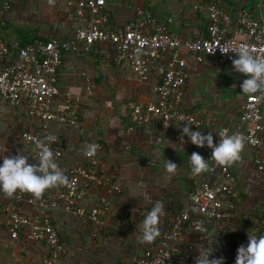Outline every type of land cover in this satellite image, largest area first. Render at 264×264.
<instances>
[{"label":"built area","instance_id":"2783aa9c","mask_svg":"<svg viewBox=\"0 0 264 264\" xmlns=\"http://www.w3.org/2000/svg\"><path fill=\"white\" fill-rule=\"evenodd\" d=\"M69 3L85 20L71 39H37L20 48L13 61L7 62L10 48L0 41V95L13 104L25 103L26 114L38 121L34 131L25 129L21 132L29 146V162L32 163L38 162L35 148L38 140H44L52 149L56 163L62 156L66 143L53 128L55 124L80 127L76 104L57 99L59 68L66 53L72 50H89L94 44L109 43L113 46L115 64L130 67L141 79L154 75L156 100L145 104L132 100L130 115L135 122L143 124L158 120L164 127L172 123L191 122L193 127L215 123L211 116L198 115L183 106L190 76L189 55L199 62L206 55L232 62L234 54H222L220 46L243 44L253 50V55L264 57V15L256 16L246 9L233 14L208 2L206 34L187 38L169 32L167 22L158 20L142 3L135 4L134 19L124 27L110 25L112 18L107 0H69ZM12 7L13 0H0V28L6 26ZM262 104L263 92L248 94L240 106V122L236 126L222 124L219 128L227 134L241 135L243 147H251L253 163L260 174H264ZM93 146L90 153L83 151L84 162L62 169L67 184L57 185L54 190L45 189L39 197L19 190L11 196L18 205L34 208L35 213L11 209L7 202L0 200V210L9 212L6 225L12 239L19 240L23 236L24 241L47 245L42 264H63L62 257L67 251L66 242L53 219V213L58 210L88 224L93 240L102 235L101 212L111 208V197L120 192V187L116 182V170L108 172L99 160L104 144L92 141L87 149ZM193 152L208 158L211 148L197 147ZM209 165L210 170L193 176L189 201L159 223L160 233L154 241L139 242L137 247L128 248L118 264H194L199 253L206 252L209 241L215 238L212 228L219 232L222 227L217 222L233 219L238 213L237 201L241 200L232 184L236 180L230 170L232 163L221 166L209 159ZM91 189L98 198L93 205H87L85 199ZM193 196L198 198L195 203ZM193 207L197 210L193 211ZM198 246L202 248L200 252L196 250ZM223 257V264H234L236 256Z\"/></svg>","mask_w":264,"mask_h":264},{"label":"crops","instance_id":"0c3cea01","mask_svg":"<svg viewBox=\"0 0 264 264\" xmlns=\"http://www.w3.org/2000/svg\"><path fill=\"white\" fill-rule=\"evenodd\" d=\"M55 1L58 9L64 7L59 6L62 0ZM45 2L47 0L30 3L41 6ZM208 2L233 14L246 9L256 16L264 15V0H107V9L112 18L110 25L124 27L134 19L135 4L142 3L158 20L167 22L169 32L199 38L207 32ZM26 19L58 23V28L53 26L45 30V36L56 29L58 34L64 33L72 23L69 14L62 11L57 15L52 13L50 20L45 17L40 20L35 14L26 16ZM188 64L190 76L183 106L188 111L211 116L215 120L213 125L201 126L199 130L202 134L212 132L216 142L219 126H232L241 113V103L248 94L240 91V84L246 77L233 70L232 62L218 56L206 55L199 62L189 55ZM154 84V75L141 79L130 67L115 64L113 46L109 43L94 44L89 50H72L64 56L58 72L57 99L78 104L81 120L77 128L62 124L53 126L66 143L57 166L62 170L82 157L88 137L101 139L105 143L102 154L104 166L114 167L120 187V192L111 197V208L102 213L104 226L97 241L89 238L84 222L61 210L53 213L55 224L68 247L64 262L70 257L71 264H118L125 247L140 244L136 225L157 201L163 208L159 223L189 201L191 181L196 173L191 171L188 155L198 146L192 144L186 135L181 144L182 124L172 123L168 127L159 121L141 124L130 115L132 100L140 104L156 100ZM262 106L264 114V92ZM25 109V103L13 104L0 95V157L10 156L14 148L22 151L25 147L19 137L20 132L37 128L38 121L27 115ZM200 148L210 149L207 146ZM245 156L246 150L242 148L239 159L232 162V168L241 179L240 189L244 190L252 179L260 184L264 182L263 174ZM166 159L177 164L174 172L164 169ZM97 198L96 192L88 193L85 203L93 205ZM241 205L246 206L245 200ZM19 207L28 214L35 213L34 208L27 205ZM262 227L264 225L256 216L240 208L236 218L226 223L224 236L213 248L210 258L236 256L238 247L247 244L249 235H264ZM8 241L9 245L1 249L4 252H0V264H42L45 253L39 242ZM196 250L200 252L202 248L198 246ZM87 257L91 258L86 260Z\"/></svg>","mask_w":264,"mask_h":264},{"label":"clouds","instance_id":"9594fccd","mask_svg":"<svg viewBox=\"0 0 264 264\" xmlns=\"http://www.w3.org/2000/svg\"><path fill=\"white\" fill-rule=\"evenodd\" d=\"M220 51L222 54H234L233 70L246 77L240 84V91L243 94L264 92V57L253 55V50L243 44L234 47L220 46ZM180 126H182L181 144L186 135L192 144L211 148L208 158L198 152L188 155L192 172L200 174L210 170L209 159L221 166L230 165L239 159L243 148V139L239 133L227 134L225 130H216L218 140L214 142L212 132L202 134L198 126H191V122L182 123ZM35 148L38 154L36 163L29 162V158L22 154V151L0 157V192L11 197L19 190L39 197L45 189L68 183L67 177L57 166L52 149L45 141H36ZM93 150L94 146L91 149H85V152L88 154ZM163 167L167 172L172 173L177 164L166 159ZM192 200L195 203L198 198L193 196ZM162 210V204L157 201L139 225H136V230L138 229L139 232L137 238L141 243H151L159 235V217ZM192 210L197 209L193 207ZM215 240L216 238H212L209 241L210 250L200 252L194 264H223L222 256L210 258ZM234 264H264V235L258 237L249 235L247 244L238 247Z\"/></svg>","mask_w":264,"mask_h":264},{"label":"trees","instance_id":"16d2710c","mask_svg":"<svg viewBox=\"0 0 264 264\" xmlns=\"http://www.w3.org/2000/svg\"><path fill=\"white\" fill-rule=\"evenodd\" d=\"M64 4L67 7H69L68 9H71L70 12L68 13L69 17L72 20L71 26L64 33L58 34L57 31H54L48 36L44 35V31L48 30L49 28H52L53 27L52 25H50L46 22L33 21V20H26V21L20 22V20L16 19L15 16L13 15L14 14V8L12 7L9 14H8L6 26L4 28L3 27L0 28V41H4L8 45V47L10 48L9 58L6 60V62L7 61H13V59L17 56L20 48L25 47L29 43H34L37 39L50 40V39L56 38V39L61 40V41L71 39L74 36L76 30L85 24V20H84V18H82L81 16L76 14V12L72 8V4L69 3V0H64ZM14 44H16V45L14 46ZM79 107L80 106L77 104L76 108H77V111L79 114V121H80L81 120V114H80V108ZM239 122H240V115L238 116L237 121L232 126H236ZM220 126H219V128H220ZM29 130H31V129H29ZM34 130L35 129H32L31 131H34ZM21 132L19 134V137L23 142V146L25 147L22 150V154L26 155L29 158V155H28L29 146L26 145L24 140L22 139ZM92 141L102 142L104 144V148H105V143L101 139H95L93 137H88L87 141L85 142L84 150L89 147V144ZM243 148L246 150V156L245 157L251 159V161L253 163V152L251 150V147L246 145ZM18 149H20V148L12 149L11 155L19 152ZM64 152H65V150H64ZM103 152H104V149L101 153H99V160L101 162L102 167L105 168L108 172L113 171L114 167L106 168V166H104V162H103V158H102ZM82 162H84V153L82 154V157L80 156V158H78L76 161H74L73 163H71L69 165H75L77 163H82ZM66 166H68V165H66ZM232 167L233 166L231 165L230 170L236 176V180L234 182H232V184L235 186V188L237 189V191L239 193V196L241 197V200L237 201V206L239 207V205L241 206V204L243 203L244 198L247 194L245 193L244 189H240L242 187L241 186L242 183L237 179L238 174L236 173V171H234V169ZM59 169H61V168H59ZM262 178L264 179V174H263ZM237 186H238V188H237ZM54 189H55V186L50 188V190H54ZM46 193H48V192H46ZM88 193L89 194L94 193L93 189H91ZM0 200L4 201L5 204L7 202V204L10 205L11 209H17L19 211H24V210L20 209L19 205H17V202L14 199H12V197H8L5 194H3L2 192H0ZM251 208H252V210H250L249 212L254 214L257 217V219L262 222L264 220V197H258L255 204ZM100 210L101 211L104 210L102 206L100 207ZM105 212L106 211L101 212V215H100L101 218H102V213H105ZM8 214H9L8 211L0 210V252L3 251L1 249H4L5 246L7 247L9 245V241H8L9 239L18 240V239H12L10 237L9 228L6 225V217ZM234 218H236V216ZM233 219H230V220L228 219L225 221L217 222L222 227L219 234H217V232H218L217 230H214L212 228L213 235L216 238L215 245L212 246V248L216 247L217 243L224 236V232L226 230V223L231 222ZM80 221L84 222L82 220H80ZM88 228H89V225L86 224V233L89 236V238L92 239ZM262 228H264V227H262ZM24 239L25 238H23V236H21L19 240L24 241ZM97 240H98V237L95 239V241H97ZM28 242H33V241H28ZM35 242H37V241H35ZM39 246H40V248L43 249L44 253H47L48 247L45 243L39 242ZM127 248L128 247H125L124 251H126ZM67 250H68V247H67ZM208 250H210V248L206 249V251H208ZM65 255L62 257V263L63 264H71V258L70 257L67 258L68 261L64 262ZM229 256L232 257V255H229Z\"/></svg>","mask_w":264,"mask_h":264},{"label":"rangeland","instance_id":"374dc122","mask_svg":"<svg viewBox=\"0 0 264 264\" xmlns=\"http://www.w3.org/2000/svg\"><path fill=\"white\" fill-rule=\"evenodd\" d=\"M16 1V2H15ZM35 1V0H13L14 2V10L16 13H14V16L16 19L20 20V22L22 21H26V16L29 17L30 14H35L37 16V18H41L45 17V19L47 18L48 20H50V15L53 13H55L56 15L62 11L63 14H67L70 12V9H68L69 7H67L63 1H59L60 5L59 6H64L62 9H58V6H56V2L55 0H47V2H45L43 5L38 6V5H31L30 2ZM17 3V4H15ZM53 4H55V6H52ZM56 7V9H55ZM16 8V9H15ZM40 19V20H41ZM46 19V20H47ZM44 20V21H46ZM54 27L58 28V23H48ZM57 31V29H56ZM238 179V178H237ZM241 182V179H238ZM250 183H247L245 188H247L245 190V193L247 194L244 198L245 200V204L244 205H239L238 210H246V212L250 215L252 214L251 212L249 213L250 210H252V206L255 204L256 200L258 197H264V182L262 181V184H260V182L258 183V181L255 180H250ZM263 188H260V187ZM238 188V186H237ZM260 188V189H259ZM240 192V191H239ZM250 198V199H249ZM247 209H246V208ZM252 216H255L254 214H252ZM91 257H87L86 260L90 259Z\"/></svg>","mask_w":264,"mask_h":264}]
</instances>
